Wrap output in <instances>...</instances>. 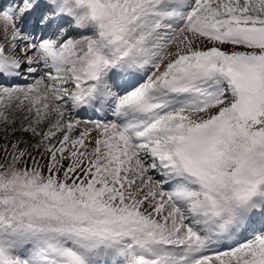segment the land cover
<instances>
[{
    "label": "snow or ice",
    "instance_id": "6c2138e0",
    "mask_svg": "<svg viewBox=\"0 0 264 264\" xmlns=\"http://www.w3.org/2000/svg\"><path fill=\"white\" fill-rule=\"evenodd\" d=\"M0 125V264H264V0L0 5Z\"/></svg>",
    "mask_w": 264,
    "mask_h": 264
},
{
    "label": "bare ground",
    "instance_id": "6f19581e",
    "mask_svg": "<svg viewBox=\"0 0 264 264\" xmlns=\"http://www.w3.org/2000/svg\"><path fill=\"white\" fill-rule=\"evenodd\" d=\"M37 78V77H36ZM34 81L33 80H28V82L27 83H33ZM26 84V83H25ZM27 85V84H26ZM26 85H23V86H26ZM10 119H15L16 120V125L17 126H19V124H20V121H21V119H22V116H21V114H19V113H15V112H13V113H11L10 114ZM0 135L3 137V130H2V125H0ZM19 135V134H18Z\"/></svg>",
    "mask_w": 264,
    "mask_h": 264
},
{
    "label": "rangeland",
    "instance_id": "374dc122",
    "mask_svg": "<svg viewBox=\"0 0 264 264\" xmlns=\"http://www.w3.org/2000/svg\"><path fill=\"white\" fill-rule=\"evenodd\" d=\"M37 78H38V76H37ZM18 85H19V83H17ZM20 85H22V87H23V85H26L25 83H23V84H20ZM80 118V117H79ZM81 119V118H80ZM90 127V126H89ZM93 135H95V133H93ZM2 139H3V137L0 135V141H2ZM222 251L223 250H227V249H221Z\"/></svg>",
    "mask_w": 264,
    "mask_h": 264
}]
</instances>
